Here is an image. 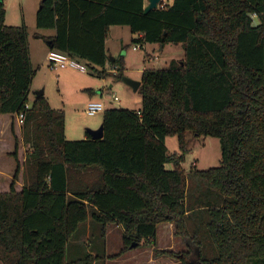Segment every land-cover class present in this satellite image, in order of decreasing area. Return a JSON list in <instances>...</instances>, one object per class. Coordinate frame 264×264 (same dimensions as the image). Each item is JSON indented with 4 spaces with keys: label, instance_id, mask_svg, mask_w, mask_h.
<instances>
[{
    "label": "trees",
    "instance_id": "16d2710c",
    "mask_svg": "<svg viewBox=\"0 0 264 264\" xmlns=\"http://www.w3.org/2000/svg\"><path fill=\"white\" fill-rule=\"evenodd\" d=\"M162 2L145 14L147 0L41 1L36 26L56 32L45 38L49 49L99 77H124L123 60L117 73L107 70L113 26L141 35L137 45L184 50L167 69L143 72L142 110L108 108L102 139L67 141L65 114L44 96L26 109L29 35L6 25L0 0V116H13L1 136L14 137L16 162L14 174L0 173L2 264H78L66 261L67 247L89 214L124 227L122 253L133 243L156 247L159 225L169 223L187 251L156 250V260L264 264V0ZM189 132L223 142L219 167L184 173L165 139L178 136L186 151Z\"/></svg>",
    "mask_w": 264,
    "mask_h": 264
},
{
    "label": "rangeland",
    "instance_id": "374dc122",
    "mask_svg": "<svg viewBox=\"0 0 264 264\" xmlns=\"http://www.w3.org/2000/svg\"><path fill=\"white\" fill-rule=\"evenodd\" d=\"M3 1L7 12L6 25L9 27L25 25L34 52L35 47L40 43L37 40L38 37L42 36V33L52 31L39 30L36 26V14L42 0ZM162 1V6H166L172 0ZM254 20L255 24L258 23L256 17ZM137 38L127 26H114L111 28L108 37V53L111 61L107 66V70L117 73V68L123 60L125 67L123 78L111 76L102 78L89 67L87 73L75 69L64 70L68 72L69 78L64 76L60 80L59 76L63 71H53L49 67L38 70L36 59L33 58L31 62H33L35 71L32 80L34 88L29 97V104L31 105V100H34L37 92L44 91V97L51 107L65 114V136L67 141L85 140V136L89 134L90 130H97L103 125L105 112H100L94 116L86 113L90 101L88 92L90 88H93L96 95L100 92L102 95L101 101L105 103L106 110L108 108H121L136 113L139 112L142 110V96L124 82V78L141 81L145 70L167 69L172 58L184 57V50L181 46L169 44L161 51L160 45L146 44L143 45L144 48L141 50L135 51L133 48L137 44L133 43V39ZM99 70L102 71L101 68ZM115 96L119 98L120 106L116 103L111 104ZM2 130L5 129L2 128ZM1 142L0 150L2 152L13 151L15 143L13 136L3 135ZM186 142V151H183L178 136H168L165 139L169 155L183 157L181 168L185 174L188 175L194 169L193 167H196L199 171H206L221 165L222 146L218 138L211 135L198 137L189 132L186 136ZM24 151L25 156H28L32 149L29 145H25ZM1 164L3 165L2 173L12 175L16 170L15 158L7 153L4 155L3 161L1 160ZM173 167L172 164L167 166L168 169H173ZM164 226L166 227H160L156 238V247H152L145 242L139 248L122 253L125 243L121 230L115 224H108L106 227L102 222H95L92 220V215L89 214L88 221L79 226L68 244L66 261L72 263L76 261L78 264H168L155 261L156 250L173 252L178 255L186 252L187 249L183 240L175 236V227H169L166 224ZM80 260L83 262H80ZM166 260L171 261L169 264H178L173 259ZM0 264L2 263L0 262Z\"/></svg>",
    "mask_w": 264,
    "mask_h": 264
},
{
    "label": "crops",
    "instance_id": "0c3cea01",
    "mask_svg": "<svg viewBox=\"0 0 264 264\" xmlns=\"http://www.w3.org/2000/svg\"><path fill=\"white\" fill-rule=\"evenodd\" d=\"M114 27V26H113ZM112 28V27H111ZM110 32H111V29H110ZM110 32H109V34H110ZM55 31L54 30H52L51 32H48V33H42V36H39L38 37V42H40L39 43V45L37 46V47H35V49H34V52H33V50H32V46H31V43H30V41H29V45H30V54H31V61L33 60V58H35L36 59V63H37V65H38V70H41V69H46V67H49V64H48V60H47V55H48V52L50 51V49H49V46L48 45H46L47 44V42H46V40H45V38H50V37H54L55 36ZM136 38L137 37H140L141 35H139V34H137V35H134ZM107 52H109L108 51V39H107ZM154 45H156V44H154ZM144 48V47H143ZM166 48V47H165ZM164 48V49H165ZM161 49V48H160ZM164 49H161V51L162 50H164ZM141 50V49H140ZM138 51V50H137ZM181 53V52H180ZM184 53V52H183ZM109 54V53H108ZM184 57H182V56H179L176 60H181V59H183ZM150 59V58H149ZM172 60H173V58H172ZM32 66H33V62H32ZM34 68V67H33ZM68 69H71V68H68ZM68 69H63V70H59V71H63V73L59 76L60 77V80H62L63 79V77L64 76H67L68 78H69V74H68V72H66V71H64V70H68ZM74 70V69H73ZM83 73V72H82ZM34 88V83L32 82V84H31V89H30V92H29V96L28 97H30V94H31V92H32V89ZM89 94H90V101H89V103L90 102H102L101 101V97H102V95L100 94V92L96 95V93L94 92V90H93V88L91 89H89ZM37 93H40V92H37ZM36 93V94H37ZM36 94H35V97H34V100H31V105L29 104V100H28V102H27V105H28V107H29V109H31V107H32V105H33V103H34V101H35V99L37 98L36 97ZM88 103V104H89ZM104 103V102H103ZM111 104H114V102H111ZM118 105V104H117ZM121 104H119V106H120ZM13 116H0V145H1V140H2V136H1V134H6V129H7V131L9 132V130H11V124H12V118ZM17 120H18V117H17ZM18 124H19V122H18ZM21 125L19 124V127H20ZM2 128H4L5 130H2ZM90 137V134H87L86 136H85V139H88ZM24 150H25V148H24ZM8 154L9 156L11 155V153H12V151L10 150V151H1L0 150V173H2L3 171H2V167H3V165L1 164V160L3 161V159H4V155L5 154ZM26 157V156H25ZM9 174H11V173H9ZM11 176V175H10ZM165 225V224H164ZM159 226L158 227V233H157V236H158V234H159V231H160V227H162V228H164V227H166V226ZM167 226H174L173 224H169V223H167L166 224ZM115 226H117V228H119L120 230H121V232L123 233V236H124V232H125V229H124V227L122 226V225H119V224H115ZM173 233V232H172ZM128 260H131V259H128ZM154 260V259H153ZM156 262H158V261H160V259L159 260H155Z\"/></svg>",
    "mask_w": 264,
    "mask_h": 264
},
{
    "label": "built area",
    "instance_id": "2783aa9c",
    "mask_svg": "<svg viewBox=\"0 0 264 264\" xmlns=\"http://www.w3.org/2000/svg\"><path fill=\"white\" fill-rule=\"evenodd\" d=\"M142 45H137L133 48V50L137 51L142 49ZM47 60L49 64V68L53 71H59L63 69H75L83 73L88 72V67L85 63L77 61L70 56H68L65 53L56 51V50H50L47 55ZM113 102L116 104H120V100L117 96L114 97ZM26 109H29L28 105H26ZM106 106L103 102H90L88 104L86 113L90 116H94L100 112H105ZM25 120V115L20 114L18 116V122L22 126Z\"/></svg>",
    "mask_w": 264,
    "mask_h": 264
},
{
    "label": "water",
    "instance_id": "95a60500",
    "mask_svg": "<svg viewBox=\"0 0 264 264\" xmlns=\"http://www.w3.org/2000/svg\"><path fill=\"white\" fill-rule=\"evenodd\" d=\"M1 1H3V0H1ZM147 2H148V5L145 8V14H148L149 12L158 9L162 0H147ZM163 48H164L163 45H161V49H163ZM124 82H126L128 85H130L134 89V91H138L140 86H141V81H133L131 79L124 78ZM42 96H44V91H41L40 93L36 94L37 98L42 97ZM89 134L93 140L102 139L104 137V126L102 125L99 129L94 130V131L90 130ZM221 146L223 149V142L222 141H221ZM137 247H138L137 243H133L131 246L132 249L137 248Z\"/></svg>",
    "mask_w": 264,
    "mask_h": 264
}]
</instances>
